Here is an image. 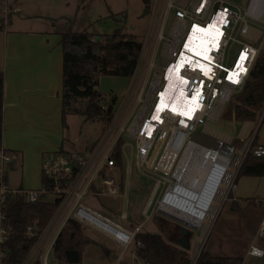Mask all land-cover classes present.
<instances>
[{
	"label": "rangeland",
	"instance_id": "obj_1",
	"mask_svg": "<svg viewBox=\"0 0 264 264\" xmlns=\"http://www.w3.org/2000/svg\"><path fill=\"white\" fill-rule=\"evenodd\" d=\"M19 1L25 7L28 5L27 2L31 3L30 0ZM186 1L187 0H183V2ZM230 1L235 4L236 9L243 15L247 1ZM64 2H68V6H66ZM172 2L175 3L174 1ZM185 5L186 3H182V6ZM58 7L60 8H56L54 12L52 11L51 13L56 16L61 15L58 19L63 20V23L67 26L66 29H68V27L74 31L87 29L88 32L91 31L101 34L111 32L115 27L121 26L125 32L132 33L135 39L142 43L138 69L128 80L126 77L121 76H99V90L106 96L107 100L110 101L113 99L111 101L114 111L112 122L104 124L98 120L86 121L81 115L70 113L67 117V122L68 125L70 124V127L67 125L65 128V130L68 131V145L80 148L87 142L88 147L85 150H88L90 148L89 146L94 145L93 143L96 139L95 142L101 140V137L105 139L103 146L104 144L107 146V143H110L109 138H111L114 143L118 137L123 138L121 150L125 166L124 179H126L124 182V191H122L119 184L120 171L118 167L107 168L104 166L101 172H108L110 175H113L115 181L118 183V196L115 197L107 193L99 195L91 194L89 191L94 190V186H91L89 191L84 194L81 201L122 224L124 222L132 223L130 224L132 227L136 222H141L145 219V216L142 214L143 205L154 183L159 179L154 169L159 142H154L146 161L140 162L136 156V143L133 136L140 117L142 116L145 118L150 112L152 101H149V90L153 85H155V88L161 86V80H155L154 78L160 77L161 67L166 59L163 53L164 44L175 43V39L172 36L173 34H170L173 11H169L170 13L167 20L164 22V7H158L157 5V7L153 8V12L147 11L144 8L142 0H58ZM17 15L18 13L14 10L12 18H16ZM239 25L240 22L236 24V26ZM233 34H235V38L231 40L228 45V64L232 62L241 37L237 32ZM258 46L259 48L264 47V41ZM233 93L234 92L230 94L229 99ZM225 106L226 104L223 105L221 111L214 119H206V125H210L221 132L227 131L235 133L242 125L240 122L235 125L233 121H227L220 117ZM134 120L136 122H134ZM261 125L262 126L259 125L260 127H257L256 130L257 137L263 140L264 122ZM196 130V133H202L203 126L198 125ZM107 135L110 136L108 137ZM244 141L245 139L239 141L234 137H230V158L232 159L229 165L234 161V158H236L237 151H240V153L242 152ZM113 142L112 146H114ZM195 160L198 161V159ZM242 161L243 160H240L232 170L229 177V181L231 180L230 183L236 179L235 176ZM6 170L8 171V185L12 189L18 186L30 189L39 188L40 179L36 178V183H32L35 178H32L31 172H27L26 169L22 168L20 163L9 165ZM185 170V180L190 182L194 181L193 179L196 178L197 173L194 171L195 168H193L192 162H190ZM261 180L263 187L262 192H264V176ZM230 183L225 186L223 196L217 205L212 219L208 222L207 230L202 236L201 229L203 224L201 222L199 225L192 223H190V225L184 224L190 232L188 235L189 246L186 248V251L192 260L202 245L213 255H238L242 257L245 248L253 238L255 244L264 247V242L260 238L255 237L256 225L264 214V207H252L247 202L242 205L240 204L241 207L245 209L243 213L235 210L227 198ZM94 185L96 188L102 190L103 187L100 175L95 176ZM163 189L164 186H160L156 195L158 199H160ZM55 197V194L47 192V194L41 196V199L43 201H52ZM122 210L125 211L128 218H120L119 213ZM151 210L154 212H152L149 219L144 221L141 231L160 233L166 237L167 229L162 226V228L159 227L154 221V215L167 218L169 220V229L174 228L175 222L183 226L182 223L166 216L165 212L158 210L156 206H153ZM191 210L192 208L189 209V211ZM81 226L86 235L97 239L96 244L92 243L85 246L82 254L83 264H114L117 256L119 258L117 264H135L134 259L136 257L132 256L133 248L131 246L122 251V247L117 245V243L113 242L110 238L96 230L87 228L85 225ZM104 248L110 249L111 256H109V258H106L102 254ZM34 252L35 248L33 245L25 259L29 261L34 256ZM28 261H25V263L23 261V263L28 264ZM46 261L49 264H60V262L53 257L51 251L47 252ZM242 264H264V258L258 260L249 259Z\"/></svg>",
	"mask_w": 264,
	"mask_h": 264
},
{
	"label": "built area",
	"instance_id": "obj_2",
	"mask_svg": "<svg viewBox=\"0 0 264 264\" xmlns=\"http://www.w3.org/2000/svg\"><path fill=\"white\" fill-rule=\"evenodd\" d=\"M256 2L250 1L248 3L247 11L244 15L230 4L224 2V0H191L185 6L173 3L172 1L167 2L166 7L168 10L173 11L174 16L170 27V34L172 35V31L176 29L179 31V36L175 40L174 47L165 55L166 59L161 67V86L165 78L164 70L166 71L174 63V59L175 61L179 59L187 37L194 27L202 29L213 21L215 23L214 27L220 32L217 37L213 33L206 44L211 57L210 61L203 63V65L209 66L206 73L203 71L204 66L202 65H195L197 68L195 69L190 64H184L180 70L181 77L186 79L185 90L187 92L190 91L191 95L196 96L195 102L200 105L198 107L200 109L194 110L192 117L186 114L181 116L187 123L183 126L184 128H181V119L176 120L175 116H172L168 112H163L159 120H157L158 122L151 121L152 115L148 114L145 118H140L143 120L142 124H136L133 138L136 143V156L140 162L146 161L154 142H159L154 164V169L159 179L154 183L143 205L142 214L145 216L143 221L128 228L105 213L81 201L91 186H94V190L89 191L91 194L99 195L107 193L115 197L118 196V183L115 181L114 176L108 172H101L104 166L107 168L116 166L114 159L109 156L111 147L103 148L105 140L103 137L82 153L73 154L60 150L43 153L40 161L43 183L39 188L31 189L24 187L12 189L9 187L7 181L8 171L6 169L10 164L16 162L19 156L15 151H5L0 148V247L8 239L11 231L10 226L6 223L5 214L1 210L3 203L13 198H20L26 203H34L42 200L41 196L48 192L55 194V198L59 199V203L39 237L47 232L52 222L64 210L68 209L66 211V219L72 217L81 225L96 230L110 238L117 245H120L122 251L131 246L133 248L132 256L136 257L134 259L135 264H143L134 251L135 246L141 245L139 241L134 239L135 234L141 231L144 221L151 217L152 212H154L151 210L153 206H156L158 210L163 206L166 207L164 198L168 195L175 197L177 190L184 186V183L180 178L175 176L174 172L175 170L178 171L181 159L191 154V147L188 144H190V140L192 142V136L196 134V127L202 125L204 128L206 125L205 120L214 119V114H219L223 105L229 99L230 94L241 88L250 65L257 54V46L240 43L234 53L232 62L230 64L226 62L228 45L235 38L233 32L236 24L238 22H245L247 15L260 19L264 13L261 5L256 4ZM10 13L11 7L8 0H0V21H2L4 26L8 22ZM186 34L187 36L185 37ZM161 86L155 88L150 109L156 99L155 96L160 92ZM146 123H150L154 130H149ZM253 137L254 135H251L245 139L242 152L240 153V160L249 151L254 156H264V144L257 143L252 146ZM188 157L190 158L189 155ZM97 175L101 177L102 190L96 188L94 185V178ZM234 183V181L230 183L228 190L233 188ZM160 186H164V189L160 199H158L156 195ZM125 217V213H122L121 218ZM26 233L30 235L34 233L32 225L26 226ZM39 237L34 244L35 255L29 261L28 259H24V263L28 261V264H33L39 258L41 259V264H49L46 261V256L47 252L51 251L52 244L50 248L44 249L42 245H39ZM255 237L260 238L264 242V219L258 223ZM247 254L262 257L264 249L252 242L249 244ZM3 256L4 252L0 248V264H2ZM117 261H119V258ZM24 263L22 262V264Z\"/></svg>",
	"mask_w": 264,
	"mask_h": 264
},
{
	"label": "trees",
	"instance_id": "obj_3",
	"mask_svg": "<svg viewBox=\"0 0 264 264\" xmlns=\"http://www.w3.org/2000/svg\"><path fill=\"white\" fill-rule=\"evenodd\" d=\"M153 0H142L144 8H152ZM4 24L0 21V30ZM99 39L96 40L95 37ZM59 43L62 49V87L60 118L66 127L67 114H79L84 120H98L104 124L112 122L114 111L110 101L98 88L101 75L131 77L139 63L142 43L137 41L132 33L125 32L121 26L111 32L93 33L87 29L74 31L68 29L60 34ZM247 76L239 90L232 94L220 114L222 119L236 121H254L264 110V48H259L252 61ZM224 104V105H225ZM3 72L0 71V148L2 147L3 129ZM262 120H264V115ZM123 138L118 137L112 146L109 156L114 159L120 171V186L123 187L124 163L121 146ZM256 143V135L252 140ZM63 151L62 149H60ZM234 182L240 176H264V156H254L250 151L242 159ZM12 164H10L11 166ZM43 176L41 175V184ZM230 190L227 198H230ZM252 207H263L262 200L245 199ZM246 202V203H247ZM59 199L52 201L39 200L26 203L20 198L8 199L1 206L10 226V234L0 247L4 252L2 264H22L28 252L35 244L42 229L47 226ZM235 210L244 212V208L232 200ZM154 221L160 228L167 229L166 237L160 233L139 231L134 239L141 243L135 246L136 256L143 264H192V259L186 249L177 245L180 225L175 222L172 229L168 228L169 220L160 215H154ZM260 221H258L259 223ZM257 223V225H258ZM33 226V234L26 233V226ZM256 225V227H257ZM56 235L51 253L60 263H82V254L87 244L96 241L86 235L81 224L68 217ZM162 226V227H161ZM243 257L238 255H213L204 247L199 252L194 264H242ZM33 264H41L37 258Z\"/></svg>",
	"mask_w": 264,
	"mask_h": 264
},
{
	"label": "crops",
	"instance_id": "obj_4",
	"mask_svg": "<svg viewBox=\"0 0 264 264\" xmlns=\"http://www.w3.org/2000/svg\"><path fill=\"white\" fill-rule=\"evenodd\" d=\"M169 1L182 5V3L187 4L191 0L186 2H183V0H153L150 11L153 12V8L157 5L158 7H164V22H166L169 11H171L166 7ZM246 1L244 13L247 11L248 3L255 0ZM256 1V4L261 5L262 10H264V0ZM8 2L11 13L7 24L0 30V71L3 72L2 147L17 152L19 158L12 164L20 163L22 168L26 169L27 172L30 171L31 177L35 178L32 183H36V178H39L41 185L40 161L43 153L60 149L63 152L82 153L88 147L87 142L80 148L68 145V131L65 128L68 125L67 117L69 114L66 116V127L62 126L60 118L62 49L59 40L60 34L70 28L66 29L67 26H65L63 20L58 19L61 15L56 16L51 13L56 8H60L58 7V0H30L31 3L27 2L26 7L19 0H8ZM224 2L236 8L232 1L224 0ZM64 4L68 6L69 3L64 2ZM14 10L19 16L17 15L13 19L12 13ZM172 17H174L173 14ZM245 18V22H240L239 26H235L233 33L237 32L241 36L239 45L240 43H248L259 47L258 45L264 41V13L260 19L250 15ZM226 53L229 54L228 48ZM227 54L226 62L228 61ZM138 66L139 63L135 73ZM126 78L128 80L130 77ZM260 118L254 121L228 120L233 121L235 125L240 122L242 126L235 133L224 132L239 141L246 139L248 136L256 135V143L264 144V139L257 137L256 128L262 126L261 124L264 122ZM68 126L70 127V124ZM109 142L107 146L104 144L103 147H112L113 140L111 138H109ZM262 177L248 175L238 177L239 179L236 180L230 190L231 197L228 200L230 202L235 200L242 205L247 202L243 201L245 199H261L264 207ZM125 181L126 179L123 180L122 191L125 189ZM67 210H64L52 222L47 232L39 237V245H42L44 249L50 248L66 219ZM122 213H125V211L122 210L119 213L120 218ZM125 215L126 217L123 219L128 218L126 213ZM262 219H264V214L260 220ZM137 223L139 222L135 224ZM130 224L132 223H123L128 228L131 227ZM94 240L97 243V239ZM252 242H254V238L250 243ZM249 244L244 251L243 263L249 259L264 258V255L258 257L247 254ZM262 248L264 249V247ZM110 253L108 248H104L102 252L106 258L111 256ZM117 259L118 256L114 264H117L115 263Z\"/></svg>",
	"mask_w": 264,
	"mask_h": 264
},
{
	"label": "bare ground",
	"instance_id": "obj_5",
	"mask_svg": "<svg viewBox=\"0 0 264 264\" xmlns=\"http://www.w3.org/2000/svg\"><path fill=\"white\" fill-rule=\"evenodd\" d=\"M214 24L212 21V23L202 29L194 27L187 37L179 59L176 61L174 59V63L166 71L164 70L165 78L160 92L157 95L155 94L156 99L149 112V115H152L151 121L158 122L157 120H159L160 115L163 112H168L172 116H175L176 120L181 119V128H184L183 126L187 123L181 116L186 114L192 117L194 110L200 109L198 108L200 105L195 102L196 96L191 95L190 91L187 92L185 90L186 79L181 77L180 70L184 64H190L195 69H197L195 65H202L204 66L203 71L207 72L209 66L203 65V63L210 61L211 57L206 44L213 33L217 37L220 32L214 27ZM172 34H174L173 37L176 40L179 36V31L174 29ZM174 45V43L164 44L163 53L167 55ZM154 79L160 80V77ZM154 93L155 85L149 90V101L154 97ZM216 115L217 113L214 114V117ZM134 122L136 121L134 120ZM138 123L142 124L143 120L139 119ZM146 126L149 130L153 129L150 123H146ZM194 137L195 140H192V142L190 140V144H188L191 147V154H188L190 158L186 155L184 159H181L178 171L175 170L174 172L175 176L180 178L184 183V186L177 190L175 197L169 195L165 197L166 207L163 206L160 210L195 225H199L201 222L203 224L201 229L202 236L207 230L208 222L212 219L217 205L223 196L225 186L229 185L231 181H229V177L232 170L240 161V151H237L236 158L229 165L232 159L230 158L229 134L221 132L210 125H205L202 133ZM195 159H198V161ZM190 162H192V166L195 168L194 171L197 173L196 178L191 182L185 180L184 176L186 172L185 168L189 166ZM190 208H192L191 211H189Z\"/></svg>",
	"mask_w": 264,
	"mask_h": 264
},
{
	"label": "water",
	"instance_id": "obj_6",
	"mask_svg": "<svg viewBox=\"0 0 264 264\" xmlns=\"http://www.w3.org/2000/svg\"><path fill=\"white\" fill-rule=\"evenodd\" d=\"M95 39L98 40L99 37L96 36ZM263 115H264V110H263V113L261 115L260 120H262ZM199 134H201V133H196L195 135H199ZM195 135L192 136V140H195V137H194ZM230 150H231V147H230ZM165 214H166V216L170 217L171 219H174L175 221H178V222H180V223L183 224V226H181L180 229H179V237L177 238V243L183 249L188 248V246H189L188 245V235H189L190 232H189V229L185 225H188V224L190 225V223L187 222V221H185V220H183V219H181V218H178L176 216H173L171 214H168V213H165ZM201 249H203V245L200 247L197 255L194 257V259L192 261V264H194V262H195V260H196V258L198 256L199 252L201 251Z\"/></svg>",
	"mask_w": 264,
	"mask_h": 264
}]
</instances>
